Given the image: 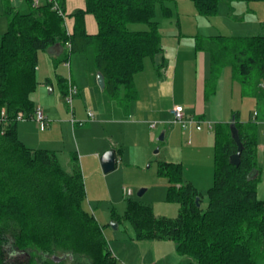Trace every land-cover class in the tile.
Masks as SVG:
<instances>
[{"label":"trees","instance_id":"obj_1","mask_svg":"<svg viewBox=\"0 0 264 264\" xmlns=\"http://www.w3.org/2000/svg\"><path fill=\"white\" fill-rule=\"evenodd\" d=\"M21 12L12 0H2L8 31L0 44V264H117L102 225L89 212L85 180L73 155V170L66 171L56 152L31 149L18 136L19 114L32 119L37 105V67L41 51L60 44L61 61L91 55L92 65L105 76L104 92L129 107L137 98L135 76L145 61L164 52L158 9L165 19L173 10L167 0H85L84 9L66 13L68 0H47L35 6L25 0ZM205 17L218 14L222 1L191 0ZM95 18L98 31L89 34L86 17ZM67 19H73L70 32ZM132 24L146 29L131 30ZM196 52L209 55L211 77L206 99L216 92V81L226 67L233 79L252 88L264 100V35L250 37L194 36ZM70 44V46H68ZM62 93L68 95V83ZM5 111V116H2ZM243 151L239 166L230 163L237 152L230 124L214 127V185L206 209L196 199L202 195L183 177L180 163H159V174L170 184L168 197L180 204L177 217H158L152 208L129 202L123 219L138 241L168 240L188 264H259L264 260V201L257 195L258 131L253 121L243 124L235 116ZM256 171V175L250 174ZM120 222L119 216H113ZM184 264V263H178Z\"/></svg>","mask_w":264,"mask_h":264},{"label":"rangeland","instance_id":"obj_2","mask_svg":"<svg viewBox=\"0 0 264 264\" xmlns=\"http://www.w3.org/2000/svg\"><path fill=\"white\" fill-rule=\"evenodd\" d=\"M12 3L22 12H27L29 9L25 0H12ZM237 4L234 14L242 15V22H236L229 18V4L225 1L220 3L218 14L212 17L200 15L191 0H167L166 6L173 10L171 19L163 18L160 14V9H158L157 20L160 23V31L163 35L162 45L166 53H169V57L167 58H170L171 70L169 74L161 72L162 75L159 76L155 71V67H153L152 59H146L144 71L135 76L139 92L138 106L140 109L137 115L135 114L130 118V121L134 125L129 127L125 124L121 125L120 128L107 124H100L96 127L90 126L95 118L91 119L87 117V113L90 110H93L97 114L100 111H104L105 113L104 108L107 97L99 87L92 90L88 85L89 80L86 78L87 76L76 75V68L73 66V73L80 88V95L74 96L73 105L76 109L78 108V104L84 110L87 109L85 110L87 111L85 118L82 119L77 114L75 120H73L77 124V130L80 129L78 131L79 134H76V139L82 142L84 147L92 151L96 148L102 150L106 142L114 141L122 146L125 154L123 159L119 161L116 170L109 174H104L100 164V157H97V161H93V159L88 160L85 174L83 167H81L86 188L84 207L94 214L97 221L102 225L110 248L117 259V264L167 263L164 262L165 256L168 255L166 246L157 247L159 246L158 244H166L164 243L166 241L162 243H155L160 241H138L135 238L131 224L123 219L129 202H139L149 206L158 217L174 218L178 216L180 204L169 199L168 190L170 184L166 177L159 174V163L164 161L174 163L181 160L184 161L186 166V171L183 173L184 180L187 177L196 176L197 180L200 179L195 185L202 195L200 206L202 209L208 207V191L214 185V127L216 123L211 120V117H209L210 121L205 120L203 122L195 119L194 128L197 123H200L201 128L204 130V135H200L202 140L193 142L192 146H188L187 144L191 143L192 140L189 127L185 129L178 123H173L172 117L169 116L168 112L172 111L176 106L175 103H181L186 111L192 110L193 105L197 102V82L204 75H206V78L208 77V80L211 77L209 55L207 53H195L192 47L195 39L194 37H189V35H196V33L201 36L205 35L203 37L217 34L238 36L261 33L264 35V30L262 31L259 28L257 30L253 29L256 19L260 18L264 20V2H237ZM250 10H256V16L253 13L251 14ZM178 21L180 22L181 31L177 26ZM129 28L131 30H141L147 27L145 25L132 24ZM7 31L8 20L4 16V6L2 0H0V44ZM179 33H183L186 36L182 37L181 57L178 60L179 73L173 87L172 69L177 59V41L175 39L178 38ZM50 59L51 54L49 51H41L39 53V66L42 68V71L38 74L40 85L37 87L33 99L35 100L36 95L41 92L43 99L51 104L58 101L67 103L61 92L57 90V87L55 88V94H50L49 88L43 87L42 78L46 74L48 66L50 68ZM214 84H216V92L218 91V94L215 95L216 92L213 93L206 102L209 113L216 109L219 110V108L223 111L224 108L226 111L232 109L240 112L242 120L245 121H249L250 116L254 112L259 114V120L253 121L257 124L258 131L257 165L260 170V177L257 184V195L260 200L264 199V152L259 150L260 141L264 139L260 123V120L264 118V100L257 98L252 93L251 87L244 86L233 79L230 67H226L222 71ZM149 87L150 90L148 92ZM35 103L37 108L41 106L37 101ZM151 104L155 107L156 115L154 116V113L148 115L150 112L145 109L149 108ZM114 110L117 112L116 115L118 113L123 115L121 109L116 107ZM68 113L70 120H72L70 111ZM159 115L160 117H158ZM233 117L234 114L229 115V120L233 119ZM159 118L165 119L161 121ZM142 121H145L146 124H143ZM168 122L171 126L174 125V127L178 128L180 130L178 132L185 134L182 139L178 133L171 142L159 140L162 132L170 128V125L166 124ZM208 123L212 124L213 130H209ZM151 124L156 125L154 129H150ZM120 130H122L121 133L119 132ZM151 134L153 135L151 136ZM150 142H153L155 147L152 150L149 149L148 159L150 160L145 162L143 159L145 157L144 148L146 149V146ZM60 149L63 151L62 147ZM190 150H193L195 154L187 157ZM102 153L104 154L105 152ZM61 161L62 167L66 171L72 172V166H67L70 160L68 162L62 156ZM79 164L82 166L80 158ZM194 168L198 170L197 173H194ZM128 190H131L132 194L127 195L125 191ZM141 190H146V192L140 196L139 192ZM113 216H119L120 222H114ZM175 256L176 260L174 262H171L170 255L167 256L169 263L188 264L190 261H193L188 257L180 256L177 252H175ZM81 262L79 259L74 260L70 258L63 264H81ZM259 264H264V260L260 261Z\"/></svg>","mask_w":264,"mask_h":264},{"label":"crops","instance_id":"obj_3","mask_svg":"<svg viewBox=\"0 0 264 264\" xmlns=\"http://www.w3.org/2000/svg\"><path fill=\"white\" fill-rule=\"evenodd\" d=\"M33 1H34V4H37V6H40V5L45 4L47 2V0H33ZM228 4H229V9H230V13L228 15L229 18L232 19L233 21H236V22H238V21L242 22V19H241L242 15H235L234 14V12L236 11V5H238L237 2L236 3H228ZM84 7H85V0H68L67 4H66V13L67 14H73L80 9H84ZM250 11L249 12L251 14L253 13L256 16V10L255 11L250 10ZM73 25H74L73 19H67L66 26L70 32L73 29ZM254 25H255L253 28L254 30H257V28H259L262 31L264 30V20H262L260 18L256 19ZM177 26H178L179 30L181 31V28H180L181 26H180L179 21L177 22ZM86 27H87V31L89 34L93 35V34L97 33L98 26H97L96 20L93 16L88 15L86 17ZM197 35H199V34L196 33V35H189V37L193 38L194 36H197ZM219 35L220 34L207 35V36L210 37V36H219ZM258 35H262V34L261 33H258L256 35L244 34V35L229 36V37H250V36H258ZM184 36H186V35H184L183 33H179L178 38L175 39V41H177V45H176V53H177L176 58L177 59H176V63L173 66V69H172L173 70V81H172L173 87L176 83V78H177L178 73H179L178 60L181 57L180 54H181L182 37H184ZM202 36H205V35H202ZM192 47H193V51L195 53H198V52H196V49H195V40L192 44ZM200 53H204V52H200ZM59 56L60 55L51 54L50 68L48 66V69L46 70V74H44L43 78H42L43 84H44L43 87L49 88L50 94H55V88L57 87L58 88L57 90H59L61 92V95L63 96V98L66 99L62 93V86H61L62 81L61 80L68 83L69 80L71 79L73 84L78 88L77 96L80 95V88H79L78 82L75 79V76L73 73V66L76 68V75L87 76L86 78L89 80L88 85L92 90H95L96 87H99L97 84V73L98 72L94 69V67L92 65V58H91L90 54H88L86 56L85 55H76V56L71 57V59L69 60V62H70L69 66L67 65L68 61H61ZM167 57H169V53H166L165 48H164V52L162 54L156 56L154 59L152 58L153 67H155V71L157 72V74L159 76L162 75L161 72H164L165 74L170 73L171 61H170V58L168 59ZM208 59H209V57H208ZM209 65H210V59H209ZM145 67L146 66H144V69H145ZM41 71H42V68L39 66V57H38V67H37L38 86L40 85V82L38 79V74H40ZM65 71H66V74L64 75ZM182 72H181V74H182ZM207 80H208V77L206 78V75H204V77H202V79L197 82V84H198L197 89H196L197 102H196V104L193 105V109L190 111H186L184 108V111H186V116L188 118L193 117L196 120H199V122H203L205 120L210 121L209 117H211L212 118L211 120L214 121L216 123V125L217 124L231 123L232 119L229 120V115H233V114H234V117L236 116V114H238V118H239L240 122L243 124H246V123H249V122L255 120L254 113H256V112H254L253 115L250 116L249 121L242 120V114L238 111H237L238 112L237 113L236 111H234L232 109H228L226 111L224 108V111H223L221 108H219V110L216 109L215 111H212L211 113H209L207 110V106H206V104H207L206 102L209 100V99L208 100L206 99V82H207ZM135 85H136V90H137V98L133 103H131V105L129 107H126L125 105L120 104L119 102L111 100L106 95L104 90H101L107 97L106 103H105V108H104L105 113H104V111L103 112L100 111L101 113L98 112V114H97V113L93 112V110H90L87 113V117H90L89 115L93 114V117H90V118L91 119L95 118L90 126L96 127V126H99L100 124H107V125L112 126V127H119L120 128L121 125H124V124L127 125L128 127L131 125H134L133 122L130 121V118L135 114L137 115L138 111L140 109V107L138 106L139 92H138L136 80H135ZM149 90H150V87L148 89V92H149ZM217 94H218V91L215 93V95H217ZM210 100H211V98H210ZM35 101H37L41 105L39 107L43 110L45 116L47 117L48 125L45 129H42L40 126H38L36 121H34L33 119L20 120L18 122V136H19L20 140L27 147H29L31 149H47V150L54 151L57 153L60 162H62L61 161L62 156L66 159V161L69 162V160H70V163H67L68 164L67 166H72V168L74 165L73 155L77 154L78 155V162H79V158L82 162L81 167H83L84 174L86 173V166L88 164L89 159H91V160L93 159V161H97V157H101L103 154L102 152H106L108 150H114L116 153V156H117L116 168L118 167L119 161L122 160L124 155H125L122 146L118 145L114 141H110V142H106L104 149L101 150V149L96 148L94 151H92V150H89V148L84 147L83 143L79 142L76 139V134L78 133V131L80 129L77 130L78 129L76 127L77 124H76V122H73V120H75V116L77 114L80 115V118H82V119L85 118L86 112H87L85 110H87V109L84 110V108L78 104L77 109L73 105V112H72L67 103H62L61 101H58L56 103L51 104L50 102L44 100L41 92H39V94L36 95ZM175 105L183 106L181 103H175ZM116 107L123 111V115H120L119 113L116 115L117 112H116V110H114V108L116 109ZM145 109L149 110L150 113L148 115H150L151 113H154L153 116L156 115L155 107L153 106V104H151V106L149 108H145ZM69 111L72 115V120H70L69 113H68ZM171 112L172 111L168 112L170 117H172ZM258 115L259 114L257 113L256 120H259ZM97 117H99V119H97ZM158 117H160V115ZM164 119L165 118H162V119L159 118V120H161V121H163ZM161 121H159V122H161ZM172 122H171V124H173ZM142 123L146 124L145 121H142ZM260 123L262 125L261 128L263 129L262 132L264 133V118L260 120ZM166 124L170 125L169 122ZM209 124L210 123H208V125ZM197 125H200V123L196 124L195 128H194V124L188 126L190 129L189 130L190 131V137L192 138L191 143L187 144L188 146H192L193 142L202 140L200 135H204L203 134L204 130L203 129L198 130ZM210 125L212 126V124H210ZM150 129H154V128H152L150 125ZM209 130H213V126L211 129L209 128ZM178 131H180V130H178V128L174 127V125H172V126L170 125V128H167L165 131L164 140H168V142L169 141L171 142L174 140V138L176 137V135L178 133L180 134V138L182 139L185 134L183 132H178ZM119 132L121 133L122 130H120ZM152 135L153 134H151V136ZM153 144H154L153 142L152 143L150 142V144L148 146H146V149L144 148V156L145 157L143 159L145 160V162H147V160H150V159H148L149 149L152 150V148L155 147V144L154 145ZM260 144L261 145L259 147V150L264 152V139H261ZM61 147L63 148V151H62V149H60ZM192 154H195V152L193 150H190L188 152L187 157L189 155H192ZM164 162H166V161H164ZM171 163H174V162H171ZM176 163H180L182 165L183 173H185L186 166L184 164V161L181 160L180 162H176ZM81 170H82V168H81ZM197 172H198V170L196 168H194V173H197ZM187 178L185 179V181L192 183L194 186L197 184L198 181H200V179L197 180V176L196 177H187ZM145 192H146V190H145ZM261 200L264 201V199H261ZM163 241H166V242H164L166 244H158L159 246H157V247H161L162 245L166 246L167 254L171 256V262H174L176 260L175 252H177L175 244L172 241H168V240H162L160 242H155V243H162ZM151 245H155V244H151ZM173 253H174V255H173ZM168 255L165 256L164 262L165 263L167 262L166 264H171L168 261V257H167ZM151 264H154V263L152 262Z\"/></svg>","mask_w":264,"mask_h":264},{"label":"water","instance_id":"obj_4","mask_svg":"<svg viewBox=\"0 0 264 264\" xmlns=\"http://www.w3.org/2000/svg\"><path fill=\"white\" fill-rule=\"evenodd\" d=\"M48 51L50 54L60 55L62 53V47L60 44H56V45L52 46ZM97 84L101 90H104L106 87L105 76L101 72L97 73ZM230 129H231L232 138L237 145V152L230 157V163L232 165L239 166L240 162H241V154L243 151V144L241 142L239 132H238V129H237L236 124H235V117H233V119H232V122L230 124ZM164 137H165V132H162L159 140L163 141ZM100 163H101V167H102L104 174H109V173L113 172L116 169V165H117V156H116L115 151L109 150V151L105 152L100 157ZM255 175H256V171H253L250 174L251 177H254ZM144 192H145V190H141L139 192V195L140 196L143 195ZM199 200H200V198L196 199V203L198 206H200Z\"/></svg>","mask_w":264,"mask_h":264},{"label":"built area","instance_id":"obj_5","mask_svg":"<svg viewBox=\"0 0 264 264\" xmlns=\"http://www.w3.org/2000/svg\"><path fill=\"white\" fill-rule=\"evenodd\" d=\"M35 6H37V4H35ZM68 46H70V44H68ZM69 64H70V62L68 61L67 65L69 66ZM68 86H69V91H68V95L66 97V102L69 105L71 111L73 112V106H72L73 104L72 103H73L74 96H76L77 93H78V88L73 84L71 79L68 82ZM2 116H5V111H2ZM89 116L93 117V114H90ZM254 118L256 120L257 112L254 113ZM17 119L19 121L20 120H26L25 116L22 113L18 115ZM32 119L34 121H36L38 126H40L42 129H45L47 127V125H48V123H47L48 119H47V117L45 116L43 110L40 107L36 108L35 114L32 117ZM172 119H173L172 120L173 123H178L180 126H182V128H186V127L196 123L195 118H193V117L188 118L186 116L184 108L181 105H176L173 108V110H172ZM155 126H156L155 124H151L152 128H155ZM209 128L210 129L212 128V126L210 124H209ZM197 129L201 130L202 128H201L200 125H197ZM125 193L127 195H130V194H132V191L128 190V191H125Z\"/></svg>","mask_w":264,"mask_h":264}]
</instances>
